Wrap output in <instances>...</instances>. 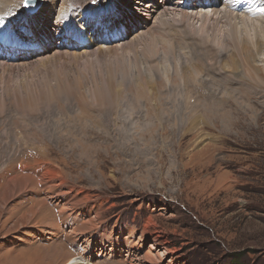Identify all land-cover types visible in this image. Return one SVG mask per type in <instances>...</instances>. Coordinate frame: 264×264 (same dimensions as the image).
Segmentation results:
<instances>
[{
    "label": "rangeland",
    "instance_id": "obj_1",
    "mask_svg": "<svg viewBox=\"0 0 264 264\" xmlns=\"http://www.w3.org/2000/svg\"><path fill=\"white\" fill-rule=\"evenodd\" d=\"M20 1L14 0L9 5L15 6L18 13L20 10L27 14L32 12L30 7H23V0ZM38 1L41 3L38 10L51 9L50 12H44L42 19H37L44 21L50 16L49 33L53 32L55 45L48 52H36L31 59L25 58L23 61L13 58L15 61H8L6 64H13L15 67L16 64L19 67L31 62L32 68L19 74L13 73L11 77L9 71L0 69V88L19 87L20 83L28 84L29 87V82L39 81L36 85H30V89L48 91L59 83L58 78L53 75L55 71L59 72L61 80L64 78L60 81L62 84L72 78L73 72L85 74L88 79H82L76 95H58L52 100H37L33 107L20 105L21 99L15 101L11 94L0 99V191L21 174L34 177L36 181V184L30 181L26 186L33 190L24 192V195L19 193L12 196L0 209V264H54L43 252L53 245H57L59 251H70L72 255H89L94 264H264V97L232 93L231 88L225 89L214 81L203 82L208 83L210 91L208 86L200 88L199 85L205 78L200 74L196 78L193 75L190 78L191 71L187 68L191 57L195 58L193 52L202 48L204 43L197 48V44L187 46L193 39L182 44L176 38L173 40L178 46L173 53L180 59L182 67L187 69L185 75L187 73L186 76L189 77L186 78V86L182 85L179 89L175 83L171 84L166 80L173 76L171 62L165 65L159 63L161 73L166 65L167 68L169 66L170 73L164 78L163 87L156 89L152 98L142 97L138 101L133 99L132 102L133 92H137L139 88L136 87L139 83H135L137 68L133 67L127 72L128 79H132L130 83L122 81L118 75L114 85L120 96L114 105L118 112L114 116L116 122L113 121V126L106 127V123H102L96 107H78L77 103L83 99L85 102L92 101L89 97L93 85L91 79L101 81L103 77L115 78L111 64L113 59L105 56L96 59V56H91L89 61L82 58L85 52H95V49L103 47L101 51L109 49L116 54L115 49H118L122 55L125 52L119 47L133 42L131 45L134 48L127 51L129 60H133L132 56L135 57L138 53L140 57L148 42L163 39L161 33L168 31L167 25H172V22L175 27L179 24L178 28L173 27L174 31L171 29L172 32L186 28V33L181 31L184 35L180 39L193 36L198 43L205 37L204 41L216 45L211 31L199 33L204 24L209 28L213 23H208L219 20L217 38H230L225 18H244L245 15L250 18L249 22L261 24L257 15H264V0L261 5H258L257 0H229L228 5H225L224 0H202L203 3L169 0V6L163 0H156L157 5L152 7L149 4L145 6L151 0H122L123 14L120 13L110 30L99 31L96 36L104 38L107 33L112 38V31L115 30L118 34L125 33L122 38L97 41L91 49L87 48L88 51H85L90 46H86L87 43L83 41L86 36L82 34L84 39H79L75 35L74 41L82 43L80 48L70 46L67 50L79 54L80 63L72 60L57 62L59 59H54L53 64L48 62L53 59L56 50L64 51L63 39L57 31L68 30L62 26L61 20L56 22L59 13L64 10H60L61 0ZM92 5L91 9H104L101 0ZM3 8L0 5V9ZM126 11L139 17L135 20L136 23L132 21L124 30L119 19L127 22ZM4 12H0V17ZM41 13L40 11L38 14ZM89 16L91 20L96 18L92 17L91 12ZM183 16L186 17L185 20ZM16 17L17 15L5 17L10 22L8 28L24 30L25 23L17 22ZM51 19H54L53 23L50 22ZM73 21L72 25L76 27L83 23L78 16ZM164 21L167 22L165 25ZM91 28L89 24L82 31L87 36H92ZM73 30L82 32L77 28ZM43 40L46 38L43 37ZM183 44L187 47H183ZM28 47L40 50L42 45L31 42L26 48ZM246 48L254 49L252 45H246ZM246 48L243 55L247 53ZM135 51L137 52L134 54ZM230 56L239 61L232 47L223 51L222 61L229 60ZM255 58L254 68L263 73L264 53ZM156 61L157 58H153L149 64ZM141 62L142 74L145 71L144 79L152 85L155 79L148 80V62L143 56ZM238 63V70L232 71L234 74L227 69H223L226 70L224 73L218 72L221 73L218 76L220 80L228 72L233 75V79L235 74L242 75V71L246 72V67L242 70L240 61ZM206 64L210 67L214 63L207 60ZM213 69L218 71L217 68ZM46 74L50 75L47 84L40 82ZM98 80L96 82L99 84ZM246 81L249 80L243 82L244 88L250 86L245 84ZM179 82L184 84L180 80ZM238 82L234 81L231 85L237 88ZM173 85L177 88L173 89ZM210 87L213 88V93ZM185 88L191 94L188 99L190 104L200 100L209 102L212 107L223 103L226 111L217 112V115L223 113V117L219 118L214 114L209 119L202 115L197 118L199 116L195 114L196 118L193 115L182 126L180 123L170 125L166 122V111L167 114L164 112L161 121L144 125L148 105V108H168L169 114H174L176 99L183 101L177 91ZM206 91L208 92L205 93ZM133 105L139 115L128 119L140 121L139 124L122 125V121L128 117L124 113L126 106ZM42 187H48L53 195L48 197L46 193H41ZM59 192L67 197L57 204L55 195ZM43 198L48 203L42 209V214L35 219H21L23 214L30 211L31 206L36 205V199ZM59 213L69 219V224L63 218L57 221ZM62 221L65 225L63 223L64 226L61 227L59 222ZM90 221H94V224ZM55 223L59 226L57 229H53ZM82 224L88 234L85 231L86 235L80 237L77 233L83 230L78 231ZM94 227L95 231L91 230ZM47 228L48 231L57 230L58 234L44 235L42 230ZM74 229L78 231L76 235L72 232ZM30 232L36 233L34 238L29 236ZM75 236V243L71 244L70 240Z\"/></svg>",
    "mask_w": 264,
    "mask_h": 264
},
{
    "label": "bare ground",
    "instance_id": "obj_2",
    "mask_svg": "<svg viewBox=\"0 0 264 264\" xmlns=\"http://www.w3.org/2000/svg\"><path fill=\"white\" fill-rule=\"evenodd\" d=\"M12 1H14V0H0V5L4 6L3 9H0V12L1 11L7 12V13L4 12L3 15L0 17V33L7 34L8 31L10 30L8 28V26L10 25V22L8 20H6L5 17L8 15H11V16L17 15V17H16V19L18 20L17 22L22 21L23 23H25L24 24L25 25L24 31H27L31 35H33V37H34L33 42H36V43L42 45V47L40 50L30 49L29 47L26 48L29 45V43H28V44H25L26 46L24 45L25 46L24 48L18 49V45L14 48V47H12L13 44L8 43L10 41L6 42L4 40H0V69H2L3 71H9L8 73H9L10 77L13 75V73L19 74L20 72L29 71L32 68V66L30 64L31 62H29V63L24 62L26 64H23L19 67L16 64V66L18 67L17 68L13 64H9V63L6 64L8 61H15V60L25 61L24 60L25 58L31 59V58H33L32 56H34V54L36 52H38V51H42L41 53L48 52L55 45V43L53 41V39H54L53 32H51V34L49 33V20H50L49 18H50V16H47V19L44 21H40L37 19V18L42 19L41 16L44 17V12L45 11L50 12L51 9H47V10H40L39 9L38 11H36V12L32 11L29 14L25 13L24 10H20V13H18L19 10H17L15 6L9 5V3H11ZM18 1H20V0H18ZM121 1L122 0H114V5L119 9V15L117 16V18L120 16L121 12H124V4ZM183 1L184 2L195 1V2L203 3L202 0H183ZM208 1L215 2L214 0H208ZM252 1L253 0H250L249 2H252ZM107 2H108V0H105V3H107ZM163 2H164V4H167L168 6L170 5V4H168L169 0H163ZM228 2H229V0H224L225 5H228ZM256 2L258 3V5H261L263 3V0H257ZM147 4H149L150 7H152L153 5H157L156 0H151V1L147 2L145 4V6H147ZM74 5H78L79 7L76 8L75 10H73L72 6H74ZM92 6L93 5L91 4V0H61L60 10L61 11L64 10V11L59 13V15L56 18V22L61 20L60 17L62 14L67 17V19L61 20L60 23L62 24V26L65 29L68 26V31L67 32L66 31H64V32L57 31V34L60 35V37L63 39L62 45H63L64 51L57 49L56 51L58 53L56 52L53 55V59H51V61L49 60L50 62H48V63L53 64L55 62L54 59L55 60L59 59L57 62H60L61 60H72L75 62L78 61V63H80V59H81L80 55L75 53V52H71V51L67 50V48L70 46L73 48L74 47L80 48V45L82 44L78 40L74 41V37H73L74 35H77L79 39H81V38L84 39L82 37L83 35L86 36L85 40H83V41H85L87 43L86 46H88V44L90 46L86 47L85 51H88L87 48L91 49L92 48L91 46L97 41H114V40H117L119 38H122L125 35L124 32H121L120 34H118L117 31L113 30L112 34H114V36H112V38L109 37L107 33L105 34L104 38H102V37L96 38L99 31H97L94 28H91V35L92 36H87L86 33L84 34V31H82L83 28H80L81 30H78V31H82V32H77V31L74 32L73 29L77 28L76 25H72V22H74L73 21L74 17L78 16L80 18V21L88 24L91 21V19L89 18L90 17L89 12L92 13V17H97L98 14L105 11V9H97V8L91 9ZM109 6L112 7L113 4H110ZM18 9H19V7H18ZM40 11L42 13L38 14ZM121 14H123V13H121ZM126 14L128 16V20L126 23H124V21H121L122 18L119 19V21L122 22V25H124L123 27H125L124 30H126V28L130 25V23L132 21L135 22V20L139 17L138 15L132 14L128 11H126ZM228 14L229 13H227V15ZM232 15H234V14H232ZM263 16L264 15H262V14L260 16L257 15L261 24L260 23L256 24L255 22H254L255 23L254 24V23L249 22V21H251L250 18H246L245 15H244V18L227 16L225 18L227 25H228V26L226 25V30L229 31V35L228 34L227 35L230 36V38L229 37L225 38V39L223 38L224 40L221 38V36L219 38H217L218 33L216 31V28L218 26L219 20L218 21L215 20L214 22L208 23V25L213 23L212 24L213 26H211L209 28L205 27L206 25L204 24L202 26V28H200L199 33L206 32V30L211 31L213 33L212 34L213 42L216 45L210 44V43H208V41H204L205 37H203V39H202L203 42L200 41L198 43L194 41L195 38L193 36H190V37L187 36V39H180L181 36L184 35V34H181V31L186 33V31L184 30L186 28H182L181 30L177 29V32L176 31L172 32L171 29L173 30V27H175L174 23L172 22V25H167L169 30L164 32V33H161V36L163 37V39H161L157 42L153 39L152 41L148 42L145 46L144 51L140 54V57L138 56V54H139L138 53L137 55H135V57L132 56L133 60H129L130 57H128L129 55L127 56V51L134 48V46L131 45V44H133V42L131 44H128V45H123V46H121V48L119 47L120 50H123L126 53V56H124L125 53L124 54L122 53V55H121L118 52V49H115L116 54H115L114 50H109V49H107V50L103 49V51H104L103 52V51H101L103 47L95 49L96 50L95 52H92V51L91 52H85V54H83L84 56H82V58L84 57V59H87V60H89V57H91V56H96V59L103 57V56H105V58L107 57L110 60L113 59L114 61H112L111 64L113 65L112 71L114 73L115 78L102 76L103 78L100 79L101 81H99L97 79L100 82L99 84L96 82L97 80L94 81L93 79H91L93 81V85L90 88L89 97L92 99V101L85 102V99H83L82 102L77 101V103L79 104L78 107H83V106H85V107H91V106L96 107V111L100 113L99 118L102 121V123H104V125L106 123V127L113 126V121H115L114 116L118 112L114 105L116 104L117 98L120 96V93L117 91V89L115 88V85H114L116 77L119 75L121 77L122 81L126 80L128 83H130L132 81V79H128L129 78L128 73L133 67L137 68L138 69L137 70L138 71L137 72V82H135V83H139L136 86L137 88L138 87L139 88L137 89V92H133L134 95L132 96V102H133V99L138 101L139 98H142V97L152 98L155 96L154 91H156V89L158 90L159 88L161 89L163 87V85L165 84L164 78L170 73V72H168L169 66L167 68V65L163 68V73H161L160 69H159V63H163L165 65L167 62L173 63V66H172L173 76H172V78L167 77L166 80L168 79L171 82V84L175 83V85L178 87V89L181 88L182 85H185V82L187 81L186 80L187 73L185 75V72L188 69L189 71H191L190 78L193 76H194V78H196L197 76H199V74L203 75V77L205 78L202 81V83L199 85L200 88H202V87L206 88L208 86V83L204 84L203 82L214 81L217 83V85L223 86L225 89L227 87L229 89L231 88L232 93L233 92L234 93L239 92L240 94H244L247 96L253 95V97L255 96V98L256 97L262 98V97H264V75H262L264 72L262 73V71L260 72V70L256 69V67L254 68V63L256 60L255 57L257 55H262L264 53V24H263L264 23V17ZM182 18H183V20L186 19L185 16H183ZM116 19H115V21H116ZM205 19L209 20V19H207V17ZM50 22L53 23L54 19H51ZM83 23H81V25H84ZM166 23L167 22H165V21L163 22L164 25ZM180 23H181V21H180ZM220 23H221V21H220ZM220 23H219V25H220ZM61 24H59V26H61ZM206 24H207V22H206ZM177 25H179V24H177ZM177 25H176L175 29L178 28ZM165 30H167V29H165ZM94 34H95V37H94ZM43 37L46 38L45 41L43 40ZM106 37H108V38L106 39ZM175 38L179 41L178 42L179 44H182L183 42H188L189 39L190 40L193 39V41L190 44L187 43L188 44L187 46H193V45L197 44V48H199V46H201V43H204V46L202 48L196 50V52L192 51L195 54V58L191 57V63L187 69H184L182 67V65L179 63L180 59H177V56H175V53H173L174 49L177 46L176 43L173 42V40ZM201 38H202V34H201ZM85 42L83 44H85ZM246 45L247 46L252 45V47L254 49L253 50H247ZM182 46L185 48L187 47L184 44ZM182 46H180V48ZM229 47H232L233 50L238 55L239 61H240V66H242V70L244 67H246V72L242 71V75H236L235 74L234 79L232 78L233 77L232 74H234V73H232V71L238 70V68H239L238 62L239 61L237 62V59H235L232 56H230L229 60H227L225 62L222 61L223 51ZM244 48H246L245 50H247L246 55H243ZM190 49H192V47H190ZM97 51H99V54ZM136 52L137 51H135L134 54ZM142 56H143V58H145V61L148 62V65H147L148 68H147V72H146V74L148 75V80H149V78L151 81L155 79L153 81V83L151 82L152 85H149L147 79L146 80L144 79V77H145L144 72L145 71L142 74V70L140 68V65L142 63L141 62ZM13 58L15 60H13ZM153 58H157L156 63L149 64L150 60H152ZM47 60H48V58H47ZM207 60L208 61L210 60L215 65L213 64L212 66L207 67L208 66L206 64ZM127 61L129 63H127ZM1 62H3V63L1 64ZM48 63H46V64H48ZM85 63H84V65H85ZM96 63H97V61H96ZM74 65H76V64H74ZM86 65L88 66V64H86ZM217 65H220V67L218 68ZM110 67L111 66H109V68ZM71 68H72V66H71ZM213 68H217L218 71L217 72L214 71ZM80 69H83V68H80ZM223 69L230 70L232 74L230 72H228L229 74L225 73L224 79L220 80V78L218 76H221L220 75L221 73H218V72L224 73L226 70H223ZM90 71H91V69L89 70V72ZM205 71H207V72H205ZM40 72H42V71H40ZM100 72H102V71H100ZM74 73L75 72H73V76L71 79L66 81L65 84H62L63 82L60 83V81H62L64 78L62 77L63 79L61 80L59 72L55 71V73L53 75L55 76L56 79L58 78L57 82H59V83H56L57 85L54 83L56 86H54L52 89L49 88L48 91L42 90L40 92L36 91V89H34V90L30 89V85H36L39 81H37L36 83H34L33 81L29 82L28 78H30V77H28L27 81L29 82V87L27 86L28 84L27 85H21L23 83L18 84L19 87H17V86L7 87V88L1 87L0 91H2V94H0V99H2L3 96H6V95L9 96L11 94V98L13 100L19 101L21 99L19 102L20 105H23L26 107H33L36 104L37 100H43V101L52 100V99H54V97H57L58 95H66L69 97L71 95H76V93L79 89V86L81 85L82 79H88V76H86L85 74L80 75L78 73H76V74H74ZM86 74H88V73H86ZM182 75H184V77ZM49 76L50 75L46 74L45 76L42 77L40 82L46 83L47 81H49ZM67 79H68V77L65 80H67ZM177 79H178V82L176 83ZM179 80L184 82V84H181V82H179ZM245 80L250 81V82L249 81L245 82V84L250 85L248 88H244V86H243L244 85L243 82ZM234 81H239L237 83L238 84L237 88L235 86L233 87L231 85ZM127 85L129 86V84H127ZM248 85H246V87ZM37 86H35V87H37ZM176 86L173 85V89H174V87L177 88ZM22 88H24V89H22ZM210 89L212 92L213 88L210 87ZM176 91H177V89H176ZM186 91H187L186 88L182 89L181 91H177L178 94H180L182 96L183 101L181 99H176L177 103L174 105L175 108L173 107L174 109H176L174 111L175 112L174 114H172V113L169 114L168 108H161L162 106L160 108H159V106L158 107L153 106L152 108H150V107L148 108V106H149L148 105L146 108L147 113L144 117L145 124L144 123L143 124L144 125L156 124L157 120H159V121L162 120L161 117L163 116L164 112L166 113V111H168L167 112L168 116L165 117L166 122L170 125L173 123H175V124L180 123V126H182L184 123H186V122H184L185 120H189L195 114H197V116H199V117H197L196 115L193 116L195 118L196 117L200 118V116L202 115L203 118H207V116H208L207 119H209V117L213 116L214 114H216V116H218L219 118L223 117V115H224L223 113L217 115V112H220L221 110L226 111V109L223 108L224 107L223 103H217V104L213 105V107L209 105V102L204 103L202 100L198 101L197 103L195 102V104H192V103L190 104L188 99H190L189 96L191 94H190V91H188V92H186ZM208 91H210L209 86H208ZM208 91H206L205 93H207ZM173 94H175V93H173ZM173 94H171V96H173ZM69 97H67V98H69ZM253 97H249V98L251 99ZM89 104H92V105H89ZM129 106H130V104H129ZM117 108H119V107H117ZM124 113H127L128 117L125 121H122V125H124L123 123H125V125L126 124L137 125V123L139 124L140 121L136 122V121H130L129 120L131 117L133 119V116L139 115V112L136 108H134V105L132 107L126 106V112L124 111ZM226 114H227V112H226ZM118 117L123 118V116H121V115H118ZM94 136H95V134H94ZM12 181H14V182H9L8 185L5 186L4 190L0 191V209L2 208L3 203H5L12 196L18 195L19 193H21V194L23 193V195H24L25 194L24 192H28V190H30V189L33 190V188H30V189L26 188V186L28 185V183L30 181H34L36 184L34 177H31L29 175H24V174L18 175ZM40 192L46 193L48 195V197L53 195V193L49 192L48 187H46V188L42 187L40 189ZM55 197H56V199H58L57 204H59V202L62 201V199L66 200L67 196L64 194H61L59 192V193H56ZM51 200L54 201V198H51ZM46 203H48V202L46 200H44V198L43 199H36V205L31 206V208L29 209L30 211L23 214L21 216V219L26 220L27 217L28 218L31 217V218L35 219V217L42 214V212H43L42 209L44 208ZM53 204H55V203H53ZM55 206H57V205H55ZM69 208L70 207H68V209ZM59 214H58V216H56L57 221H59V220L61 221V218H63L64 222L69 224V219H67L66 216H64L63 214H60V216H59ZM98 217H99V215H98ZM28 221H29V219H28ZM64 222L63 221L59 222V226H61V227L64 226L65 225ZM61 223H62V225H61ZM63 223H64V225H63ZM90 223L94 224V221L93 222L90 221ZM49 224H51V223H49ZM59 226L56 224V226L54 225L53 229H55V228L57 229ZM83 227H84V225L82 224L79 227L78 231L83 229ZM84 228H86V227H84ZM74 230L75 231H72V232H74L76 235V233L78 231H77V229H74ZM91 230L95 231V227L92 228ZM85 231H86V229H83L80 233L78 232L77 234L80 237L82 235L88 234L87 231H86L87 233L85 234L84 233ZM42 232L44 235L53 234V236L54 235L56 236L58 234L57 230H54V231L49 230L48 231V228L43 229ZM35 234H36L35 232H30L29 236H32L34 238ZM70 236H72V235H70ZM75 240H76V236L72 237V239L70 240V243L74 244ZM43 252L46 253L47 259L50 258L53 260L54 264H94L92 261L93 259H91V260L89 259V255L87 257L86 255H83V254L81 256L80 255H72L70 251H67V252L65 250L59 251L57 245L49 246V248H46L45 251L43 250ZM84 252H86V251H84ZM73 254H75V253H73Z\"/></svg>",
    "mask_w": 264,
    "mask_h": 264
},
{
    "label": "snow or ice",
    "instance_id": "obj_3",
    "mask_svg": "<svg viewBox=\"0 0 264 264\" xmlns=\"http://www.w3.org/2000/svg\"><path fill=\"white\" fill-rule=\"evenodd\" d=\"M38 0H23V7L29 8L31 5H36ZM92 4H96L97 0H91ZM101 4L104 7L105 11L98 14L97 17L89 22L92 28L96 29L97 31H102L104 29H111L114 26L115 19L119 15V9L114 5V0H108L105 3V0H101ZM113 4L112 7L109 5ZM73 10L78 8V5L72 6ZM264 10V9H262ZM33 12L38 11V9L33 8ZM61 20L67 19L65 15H61ZM89 24L85 25H77V29L84 28L85 30L89 27ZM33 35L29 32L20 30V29H10L7 34L0 33V40H8L12 43H15L18 46H23L25 44L33 42Z\"/></svg>",
    "mask_w": 264,
    "mask_h": 264
},
{
    "label": "water",
    "instance_id": "obj_4",
    "mask_svg": "<svg viewBox=\"0 0 264 264\" xmlns=\"http://www.w3.org/2000/svg\"><path fill=\"white\" fill-rule=\"evenodd\" d=\"M40 4H41V3H39V1H38V3L36 4L37 6H36V5H31V6H32V7L36 6L35 9H38V7L40 6ZM31 6H30V10H32V7H31Z\"/></svg>",
    "mask_w": 264,
    "mask_h": 264
}]
</instances>
